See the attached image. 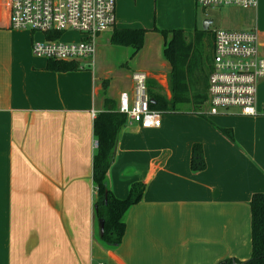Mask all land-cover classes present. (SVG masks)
I'll return each mask as SVG.
<instances>
[{
	"label": "crops",
	"instance_id": "crops-1",
	"mask_svg": "<svg viewBox=\"0 0 264 264\" xmlns=\"http://www.w3.org/2000/svg\"><path fill=\"white\" fill-rule=\"evenodd\" d=\"M186 3V20L171 18L167 27L161 26L165 30L158 25L139 28L136 14L125 16L123 0H117L115 28L203 31L208 19L199 18L196 0ZM242 11L234 26L258 30L264 56V0L257 10ZM9 16V0H0V33L16 38L3 47L0 41V264L249 260V204L255 193L264 192V80L258 87L256 117L236 110L208 115V104L203 113L190 106L181 113H163L159 129L126 126L108 183L120 200L135 183L147 187L142 202L126 214L122 243L109 248L100 238L93 184L97 149L92 112L104 111L103 85H96L95 71L92 81L89 73L79 78L76 71H48L47 60L32 52L35 35L12 31ZM145 21L151 22L149 17ZM105 33L99 41L108 38ZM152 33L146 36L157 35ZM99 56L98 47L97 60ZM161 69L167 71L169 85L170 66L164 58ZM104 81L110 86L109 79ZM120 95L107 97L118 104ZM195 144L204 149L207 167L202 172L191 170Z\"/></svg>",
	"mask_w": 264,
	"mask_h": 264
},
{
	"label": "built area",
	"instance_id": "built-area-1",
	"mask_svg": "<svg viewBox=\"0 0 264 264\" xmlns=\"http://www.w3.org/2000/svg\"><path fill=\"white\" fill-rule=\"evenodd\" d=\"M196 5L204 11L257 10L259 0H196ZM9 6L11 29L45 35L43 41L33 43L35 57L75 63L80 71L94 69L100 36L114 29L117 23V0H9ZM71 31L80 34L78 42L63 40ZM56 33L62 36L57 40L47 39V34ZM213 37L208 115L236 110L245 117L258 116V87L264 80V56L258 30H216ZM148 80L147 73L133 74L132 91L121 93L118 110L127 117L130 126L159 129L163 113L151 108ZM92 115L97 116L96 112Z\"/></svg>",
	"mask_w": 264,
	"mask_h": 264
},
{
	"label": "trees",
	"instance_id": "trees-1",
	"mask_svg": "<svg viewBox=\"0 0 264 264\" xmlns=\"http://www.w3.org/2000/svg\"><path fill=\"white\" fill-rule=\"evenodd\" d=\"M159 32L164 38L163 56L170 66L168 99L159 86L149 88V95L156 103L152 109L162 113H181L185 107L196 113H203L209 104L208 81L213 70L214 37L209 31L185 32L183 30ZM148 30L114 28L110 42L114 46L133 50L132 58L145 45ZM61 33L48 35L47 39H59ZM47 70L55 73L80 71L77 64L47 61ZM104 111L94 120V136L98 147L93 159V184L95 189V215L104 221L102 242L109 246H119L126 232L125 216L131 208L143 200L147 184L138 182L131 186L128 197L120 200L107 186L117 148L123 130L128 125L127 117L118 110V104L107 97L109 82L103 81ZM204 116V115H201ZM233 140L231 132L223 131ZM204 149L201 144L192 148L191 170L202 172L206 169ZM252 256L247 261L228 258L219 264H264V192L255 193L250 201Z\"/></svg>",
	"mask_w": 264,
	"mask_h": 264
},
{
	"label": "rangeland",
	"instance_id": "rangeland-1",
	"mask_svg": "<svg viewBox=\"0 0 264 264\" xmlns=\"http://www.w3.org/2000/svg\"><path fill=\"white\" fill-rule=\"evenodd\" d=\"M124 3V13L125 16H129L131 13H135L138 21L139 28L153 29L154 27H160L170 23V19L174 18L176 20H182L186 16V12L183 11L185 8L188 10L186 0H123ZM198 8V7H197ZM199 9V8H198ZM199 18H204L213 21L211 26V32L216 30H234L243 31L234 26V20H239L245 14L241 9L236 8H221L218 10H207L204 11L199 9ZM141 17V21L139 18ZM149 17L151 22H146L145 18ZM230 17L231 20H228ZM143 20V22H142ZM177 21V22H178ZM158 22V24H157ZM12 31L17 32L18 30L12 29ZM30 32V31H29ZM113 32V29L109 30L103 35L104 41H99V48L101 51V56L96 60V65L93 68H89L78 72L79 78L85 74H91L90 81L93 80L95 74L96 85L101 86L105 79H109L110 86L107 90V95L111 97H117L121 93L126 92L132 87V76L137 72L150 73L152 71V77L150 78V86L148 88L152 89V86L157 85L164 92V95L169 98V85H166V73L161 69L163 62V37L160 33H152L156 36L147 37L145 39L144 49L132 59L133 50L126 47L114 46L110 43L109 37ZM35 35L34 41H41L45 39V35L42 33H33ZM213 33H211L212 35ZM63 40L65 42H78L80 40V34L76 32H69L64 35ZM0 41H2V47L8 45L11 41L16 42L15 34L11 32H1ZM163 56V57H162ZM6 60L9 59L7 56ZM93 71L94 74H93ZM169 79V78H168ZM152 80V81H151ZM168 88V89H167ZM95 190V189H94Z\"/></svg>",
	"mask_w": 264,
	"mask_h": 264
},
{
	"label": "water",
	"instance_id": "water-1",
	"mask_svg": "<svg viewBox=\"0 0 264 264\" xmlns=\"http://www.w3.org/2000/svg\"><path fill=\"white\" fill-rule=\"evenodd\" d=\"M211 25H212V21L211 20H206L204 25H203V31H209V28H210ZM155 103L156 102L154 100H152V104H155ZM107 186L110 187L108 182H107ZM98 224H99V228H100V238L102 240V236H103V233H104V221L98 219ZM104 245L109 247V248L117 247V246H109V245H106V244H104Z\"/></svg>",
	"mask_w": 264,
	"mask_h": 264
}]
</instances>
